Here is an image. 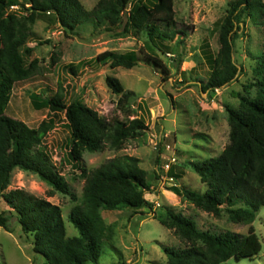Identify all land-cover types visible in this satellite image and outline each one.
<instances>
[{
  "label": "trees",
  "instance_id": "trees-1",
  "mask_svg": "<svg viewBox=\"0 0 264 264\" xmlns=\"http://www.w3.org/2000/svg\"><path fill=\"white\" fill-rule=\"evenodd\" d=\"M172 4L173 0H97L91 9H86L80 0H0V199L9 208L0 212V227L11 231L9 220L14 215L22 233L32 237V250L44 257L41 264H97L103 243L110 241L114 234V225L104 222L101 210L130 207L136 213L142 207L151 211L153 208L145 198V193L151 190L147 172L139 166L137 157L115 156L87 172L80 165L83 151L97 152L105 145L121 149L126 141L142 135L146 128L142 119L130 118V98L134 92L125 89L115 76L108 75L106 84L119 96L116 108L121 117L105 119L79 99L66 103L59 83L48 97L31 93L35 109L50 111L36 127L5 114L13 84L31 76L36 64L35 59L28 66L23 62V54L30 55L33 50L27 45L33 34L32 25L37 18L48 14L65 33L84 24L122 27L125 32L145 34L155 46L159 42L165 52L168 46L164 42L172 41L180 32ZM11 6L17 9L10 10ZM246 18L261 20L264 24V1L228 2L226 13L217 23V49L214 53L209 50L204 53L209 71L201 86L203 91H213L237 79L239 67L233 57L234 40ZM146 57L142 59L144 62H151L165 74L168 72L156 55L146 54ZM94 60L111 68H131L140 58L133 50L123 53L105 50ZM68 68L75 72L72 65ZM253 74L256 78L252 83L256 86L254 94L249 92L250 85H244V94L237 93L238 105L226 106L229 130L223 149L215 156L188 163L206 186L205 190L201 192L181 183L169 187L174 194L203 211L216 216L225 211L231 221L246 224L247 230L245 234L203 230L192 218L166 208L155 214V218L185 244L183 247L164 246V264H220L231 257H254L260 251L252 222L258 209L264 207L263 56L257 57ZM58 112H64L67 121L68 156L84 176L80 198L68 213V220L77 230V235L72 236L65 233L57 204L22 188L5 191L12 172L18 168L35 173L54 190L70 194L71 199L76 200L41 147ZM156 161L158 164V157ZM169 175L179 180L183 172L171 168Z\"/></svg>",
  "mask_w": 264,
  "mask_h": 264
},
{
  "label": "rangeland",
  "instance_id": "rangeland-1",
  "mask_svg": "<svg viewBox=\"0 0 264 264\" xmlns=\"http://www.w3.org/2000/svg\"><path fill=\"white\" fill-rule=\"evenodd\" d=\"M229 1L173 0L174 18L180 32L172 41L164 42L168 46L165 52L159 42L155 46L145 34H135L132 30L125 32L122 27L84 24L65 33L48 14L37 18L32 25L33 34L27 45L33 50L30 55L23 54V62L28 66L35 59L36 64L31 76L13 84L6 115L36 127L50 111L35 109L31 93L48 97L57 90L59 83L66 103L79 99L105 119L121 117L116 108L119 96L106 84V77L112 75L125 89L134 92L130 98V118L142 119L146 127L142 135L126 141L121 149L105 145L97 152H82L80 165L86 172L115 156H135L139 166L147 172L151 185L145 198L152 203V211L147 207L136 213L130 207L101 210L104 222L114 225V234L110 241L103 243L97 264H164V246L183 247L185 244L155 218V214L166 208L192 218L203 230L245 234L247 225L231 221L225 211L220 216L213 215L169 190L178 183L201 192L205 190L206 186L188 163L220 153L228 142L226 106L238 105L237 93L244 94V85H250L251 94L256 89L252 85L256 82L253 68L257 57H264V24L250 18L245 19L234 40L233 57L239 67L237 79L213 91L201 89L209 71L204 53L208 50L214 53L217 49V23L226 13ZM80 2L84 8L91 9L97 0ZM105 50L117 53L133 50L140 61L131 68H111L94 60ZM146 54L156 55L168 72L165 74L151 62H144ZM69 65L74 67V73L69 70ZM53 118V127L41 147L76 200H72L70 194L54 190L35 173L18 168L12 172L5 191L22 188L57 204L65 233L72 236L77 235V230L68 220V213L80 198L84 176L68 156L69 131L64 112L54 114ZM171 168L181 170L182 178L173 179L169 175ZM8 209L0 199V212ZM9 225L11 231L0 227V264L43 263L44 257L32 250V237L22 233L14 215H11ZM252 225L260 241L259 253L254 257H231L220 264H264V207L258 209Z\"/></svg>",
  "mask_w": 264,
  "mask_h": 264
},
{
  "label": "built area",
  "instance_id": "built-area-1",
  "mask_svg": "<svg viewBox=\"0 0 264 264\" xmlns=\"http://www.w3.org/2000/svg\"><path fill=\"white\" fill-rule=\"evenodd\" d=\"M10 9H11V10H12V9H17V6H11Z\"/></svg>",
  "mask_w": 264,
  "mask_h": 264
}]
</instances>
